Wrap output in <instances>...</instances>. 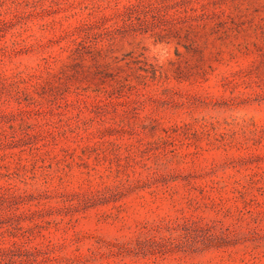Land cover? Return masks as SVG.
Listing matches in <instances>:
<instances>
[{"label":"rangeland","instance_id":"rangeland-1","mask_svg":"<svg viewBox=\"0 0 264 264\" xmlns=\"http://www.w3.org/2000/svg\"><path fill=\"white\" fill-rule=\"evenodd\" d=\"M0 264H264V0H0Z\"/></svg>","mask_w":264,"mask_h":264}]
</instances>
